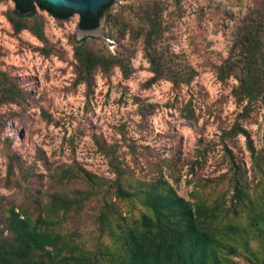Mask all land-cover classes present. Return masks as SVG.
I'll return each mask as SVG.
<instances>
[{"label":"rangeland","instance_id":"374dc122","mask_svg":"<svg viewBox=\"0 0 264 264\" xmlns=\"http://www.w3.org/2000/svg\"><path fill=\"white\" fill-rule=\"evenodd\" d=\"M263 1L116 0L91 30L79 28L78 13L57 20L38 9L51 47L46 54L29 30L12 29L7 14L14 2L0 0V71L23 93L0 102V196L16 208L26 204L37 209L35 200L45 201L56 187L54 171L67 165L112 178L105 149L113 145H118L119 164L139 178L171 161L180 175L175 187L186 198L195 185L225 171V144L248 161L243 135L221 137L240 120L241 105L232 95L236 76L222 79L218 69L229 58L240 24ZM131 6L139 12L161 9L162 32L154 46L183 72L192 69L188 84L175 88L165 78L150 80L143 36L136 37L130 28L122 33L123 15ZM82 38L99 53L126 59L130 72L125 75L117 66L98 70L87 93L84 84L74 81L73 44ZM263 122V107L243 120L262 155ZM168 171L162 167L164 174ZM96 205L85 204L67 220L88 240L95 234Z\"/></svg>","mask_w":264,"mask_h":264},{"label":"trees","instance_id":"16d2710c","mask_svg":"<svg viewBox=\"0 0 264 264\" xmlns=\"http://www.w3.org/2000/svg\"><path fill=\"white\" fill-rule=\"evenodd\" d=\"M112 3L95 26L81 27L78 14L79 28H96ZM38 9L43 10L33 1L31 11L24 13L14 3L7 18L15 32L29 30L48 54L51 47ZM254 10L240 24L229 58L218 69L222 79L236 76L232 95L241 105L240 120L221 137L243 135L248 161L225 144V171L213 181L195 185L186 198L175 187L180 175L171 161L150 177L139 178L117 161L118 145L107 147L112 178L67 165L54 171L51 180L56 187L45 201L35 200L37 209L26 204L16 208L0 196V264H264V155L256 151L243 125L257 107L264 109V1ZM47 13L57 20L75 14L58 18ZM123 17L122 33L130 28L136 37L143 36L150 80L165 78L175 88L188 84L192 69L183 72L154 46L162 32L161 9L139 12L131 6ZM73 57L74 81L84 84L87 93L98 70L117 66L125 75L130 72L126 59L95 51L86 38L74 41ZM22 94L8 73L0 71V102ZM262 127L264 131V122ZM163 166L169 175L162 172ZM12 169L11 161L7 173ZM30 196L36 199L32 192ZM90 202L97 204L96 225L88 240L67 220Z\"/></svg>","mask_w":264,"mask_h":264},{"label":"water","instance_id":"95a60500","mask_svg":"<svg viewBox=\"0 0 264 264\" xmlns=\"http://www.w3.org/2000/svg\"><path fill=\"white\" fill-rule=\"evenodd\" d=\"M17 8L26 13L31 11L35 1L40 8L53 16L63 18L71 13L80 15V26H95L99 16L116 0H11ZM91 30V29H89Z\"/></svg>","mask_w":264,"mask_h":264}]
</instances>
